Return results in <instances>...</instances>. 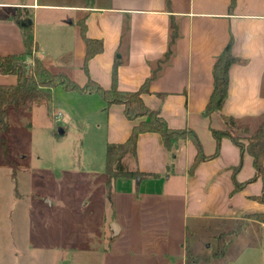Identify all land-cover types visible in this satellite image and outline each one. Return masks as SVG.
<instances>
[{"label": "rangeland", "instance_id": "1", "mask_svg": "<svg viewBox=\"0 0 264 264\" xmlns=\"http://www.w3.org/2000/svg\"><path fill=\"white\" fill-rule=\"evenodd\" d=\"M35 1L26 12L0 7V18L13 20L21 36L20 21L30 19L54 62L59 53L49 39L65 44L74 27L63 5L101 0ZM15 80L0 73V84ZM49 91L48 106L11 107L8 128L0 129V264H264V224L246 220L231 235L239 214L194 216L186 178L173 176V168L153 182L107 183L103 100L59 86ZM218 234L228 243L214 257Z\"/></svg>", "mask_w": 264, "mask_h": 264}, {"label": "crops", "instance_id": "2", "mask_svg": "<svg viewBox=\"0 0 264 264\" xmlns=\"http://www.w3.org/2000/svg\"><path fill=\"white\" fill-rule=\"evenodd\" d=\"M63 6L73 11L69 18L74 27L70 41L68 38L65 44L59 38L49 39V45L59 53L54 62L45 56L48 55L46 50L36 33L33 34L39 55L50 71H64L78 84L85 83L86 75L81 69L85 45L77 23L84 19L86 36L102 41V51L88 61L90 78L101 87L109 88L112 66L118 61L117 88L134 91L162 60L174 23L176 37L172 53L161 62L160 69L149 81L148 92L142 94L145 104L158 109L168 127L192 129L203 153H213L215 139L209 127L223 129L224 124L217 113L204 117L202 111L212 91L213 63L231 39L230 50L235 61L229 68L222 112L233 116L249 133L264 118V3L261 0H236L231 7L230 0H169L168 3L166 0H101ZM0 7L26 12L37 8L38 4L35 0L32 3L0 0ZM2 19L0 50L4 51L0 54L22 52V36L17 24ZM55 26L60 28L61 24ZM60 45L64 49L57 50ZM100 98L103 100L101 110L106 116L105 145L123 142L135 121L124 116L122 104L106 106ZM171 151L165 148L158 133H140L136 141V166L151 176L138 179L135 184L161 179L171 165L173 176L186 178V208L194 216L210 212L223 215L228 211L241 218L243 214L263 209L261 203L249 198L260 193V179L245 183L233 192L234 180L240 183L249 179L254 168L251 156L247 152L240 154L239 147L230 139L223 138L217 155L197 163L191 173L189 168L196 152L192 141L179 139ZM239 163L233 180L231 168Z\"/></svg>", "mask_w": 264, "mask_h": 264}, {"label": "trees", "instance_id": "3", "mask_svg": "<svg viewBox=\"0 0 264 264\" xmlns=\"http://www.w3.org/2000/svg\"><path fill=\"white\" fill-rule=\"evenodd\" d=\"M167 3L169 0H166ZM236 0H230V7ZM24 18L22 21H25ZM20 19H17L19 24ZM81 38L85 45V52L81 69L86 75L83 85L71 79L64 71L52 72L44 64L38 52L37 44L30 30V24L20 26L22 30L23 51L20 53L0 54V73L13 74L16 77L14 83L0 84V129L5 131L8 128L7 111L11 107H32L48 106L51 100L50 88L62 87L65 90L77 91L80 93L96 92L105 101L106 106L114 103L123 105L124 116L135 121L131 127L128 137L123 142H108L105 145V178L106 182L112 179L126 178L140 180L151 174L138 170L136 166V141L140 133L156 132L161 138L165 148L171 151L179 139H189L195 146L196 152L193 163L189 168L191 173L197 163L210 159L217 155L220 142L223 138L230 139L239 147L240 154L247 152L252 158L254 174L243 182L234 180V191L239 190L245 183L261 180L262 186L260 193L249 198L261 203L263 209L258 212H250L241 216L239 221L230 231L236 234L246 220H255L264 224V118L260 121L253 132L249 133L247 127L237 123L231 115L224 114L222 107L227 95L229 68L235 61L231 53V39L224 46L216 57L212 66V91L207 103L204 106L202 115L209 117L212 113H217L223 124V129L210 128L211 134L215 139V150L209 155L202 151L200 141L196 133L189 128L174 129L168 127L165 119L160 115L158 109L149 108L143 101L142 94L148 92L149 81L160 69L161 62H165L172 53V43L176 37V26L171 24L170 38L168 47L162 60L157 62L152 74L147 77L138 89L134 91H121L117 88L116 67L118 61L113 63L111 71V85L109 88L101 87L96 81L92 80L88 72V61L95 54L102 51V41L86 36V25L84 19L78 20ZM29 58V61H27ZM50 115V114H49ZM54 134L58 135L57 131ZM170 157L173 158L172 151ZM134 161V166L130 167L128 160ZM240 163L235 167L239 168ZM171 167V165H168ZM168 167V168H169ZM228 241L217 235L215 238L214 257L223 256ZM186 263L189 264L187 261Z\"/></svg>", "mask_w": 264, "mask_h": 264}, {"label": "water", "instance_id": "4", "mask_svg": "<svg viewBox=\"0 0 264 264\" xmlns=\"http://www.w3.org/2000/svg\"><path fill=\"white\" fill-rule=\"evenodd\" d=\"M69 22H70V20H69ZM30 23H31L30 19H28L26 21H22V20L20 21V24L22 26H25V25L30 24ZM61 132H62V129L61 128L58 129V133H61ZM137 181H138V178H137ZM111 226H112L113 231L116 232L117 231V226L114 223Z\"/></svg>", "mask_w": 264, "mask_h": 264}, {"label": "built area", "instance_id": "5", "mask_svg": "<svg viewBox=\"0 0 264 264\" xmlns=\"http://www.w3.org/2000/svg\"><path fill=\"white\" fill-rule=\"evenodd\" d=\"M53 114H54V113H53ZM55 115L59 116V115H60V113L58 112V113L54 114V116H55Z\"/></svg>", "mask_w": 264, "mask_h": 264}]
</instances>
